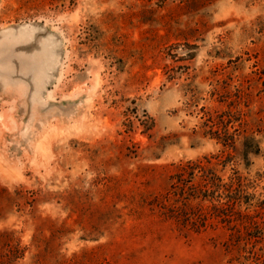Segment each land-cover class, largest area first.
Returning a JSON list of instances; mask_svg holds the SVG:
<instances>
[{
	"label": "rangeland",
	"instance_id": "rangeland-1",
	"mask_svg": "<svg viewBox=\"0 0 264 264\" xmlns=\"http://www.w3.org/2000/svg\"><path fill=\"white\" fill-rule=\"evenodd\" d=\"M0 264H264V0H0Z\"/></svg>",
	"mask_w": 264,
	"mask_h": 264
},
{
	"label": "trees",
	"instance_id": "trees-1",
	"mask_svg": "<svg viewBox=\"0 0 264 264\" xmlns=\"http://www.w3.org/2000/svg\"><path fill=\"white\" fill-rule=\"evenodd\" d=\"M245 152H247V151L245 150Z\"/></svg>",
	"mask_w": 264,
	"mask_h": 264
},
{
	"label": "crops",
	"instance_id": "crops-1",
	"mask_svg": "<svg viewBox=\"0 0 264 264\" xmlns=\"http://www.w3.org/2000/svg\"><path fill=\"white\" fill-rule=\"evenodd\" d=\"M44 56V55H43Z\"/></svg>",
	"mask_w": 264,
	"mask_h": 264
}]
</instances>
